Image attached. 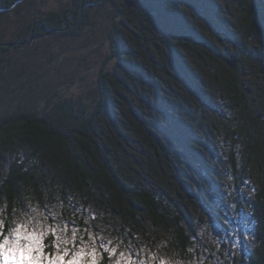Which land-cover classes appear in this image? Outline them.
I'll use <instances>...</instances> for the list:
<instances>
[{"label": "trees", "instance_id": "1", "mask_svg": "<svg viewBox=\"0 0 264 264\" xmlns=\"http://www.w3.org/2000/svg\"><path fill=\"white\" fill-rule=\"evenodd\" d=\"M24 1L0 0V14ZM190 2L143 0L139 21L151 19L157 41L128 31L143 54L140 65L132 48L113 41L119 61L113 72L104 70L108 62L102 67L96 92L61 98L33 89L38 83L25 78L16 89L20 96L1 102L3 216L11 220L13 210L18 215L29 204L46 207L55 214L49 223H68L69 233L76 227L81 235L87 228L120 251L131 245L141 260L155 257L149 264H225L231 248L223 234L234 226L245 252L239 264H264V103L254 112L256 125L240 121L252 101L242 85L243 61L234 70L213 52L219 4ZM94 3L73 0L70 13H48L13 43L76 34ZM238 3L242 27L222 30L220 38H233L237 47L245 42L254 69L264 71V0ZM208 54L226 79L207 65L194 67ZM208 110L219 119L205 127ZM203 224L211 228L204 232ZM99 264H109L106 253Z\"/></svg>", "mask_w": 264, "mask_h": 264}, {"label": "rangeland", "instance_id": "2", "mask_svg": "<svg viewBox=\"0 0 264 264\" xmlns=\"http://www.w3.org/2000/svg\"><path fill=\"white\" fill-rule=\"evenodd\" d=\"M82 1L79 0L81 3ZM186 1L190 2V0ZM214 1L219 4L217 15L222 18L218 22L219 28L216 29L218 36L222 35L220 34L222 30L225 32L231 31L235 26L242 27L244 13L242 8L240 9L238 0ZM127 4L126 0H95L94 4L87 6L84 10L85 25L78 33L71 35H37L32 42L22 44L19 41L17 45L13 41L18 37H22L25 32H31L33 27L40 21V18L48 13H70L73 7V0H27L15 6L13 10L1 13L0 104L6 98V101H8L10 97L19 95L16 89L20 87L25 78L32 81L35 79L38 83L37 86L33 85V82L31 83L33 89L44 91L46 95H53L56 91L60 93L61 98H73L80 94L85 96L96 92L95 88L102 77V67L108 62L104 70L113 72L119 61L116 56L113 57V41H116L117 44L122 43L127 48H132L133 52H136V63L140 65V58L143 57V54L137 47L135 36L131 37L128 31L137 33V35L139 33L144 34L148 43L151 40L157 41V36L151 34L152 30L149 27V20L151 19L143 16V21H139V14L141 18L142 14L137 8L141 3L132 8ZM179 5L182 6V0H179ZM260 6L264 7L263 4H260ZM183 7L189 17L194 19L191 22H196L195 16L187 10V5L185 4ZM245 18L248 17L246 16ZM35 32H37V29H35ZM39 32L41 33V31ZM220 36L218 38L214 35L209 39L216 44L215 51H213L214 48H211V51H219L222 54V59L223 57L231 59L232 56H235L238 59L236 70L240 67V60H242L245 68L242 79V85L245 86L244 90L249 96H252V101L256 102L259 99L257 106H254L251 101L247 113L244 116L239 115L240 121L245 122V125L251 128L252 123L256 125L253 120L254 112L260 110L264 103V71L254 69L253 66L256 63L253 62V59H250L246 51L247 47L243 45L246 44L245 42H242L237 47L233 38L229 42L227 41L229 36H227V39L225 37L221 39ZM249 50L251 49L249 48ZM239 53H241L240 57L238 56ZM196 56H198V53H196ZM204 57H206V60L203 58V60L198 61V66L195 64L194 67L198 70L201 64L207 65V68L209 67L213 71L220 73L225 77L222 76V79H226V73L216 65L215 61L211 60L212 54L204 55ZM222 61L225 62L224 60ZM142 65L144 66V63ZM249 87L255 89L253 95ZM13 90H15V93ZM216 100L223 103L221 99ZM225 107L228 115L226 120L231 124L234 117L231 115L227 105ZM204 115L206 119H203L202 122L206 125L205 127L211 122L218 123L219 117L217 114H212L208 110ZM198 119L200 121V117ZM199 134L202 136V131ZM248 185L251 190L254 189V183L249 182ZM243 213H245L244 210ZM248 226L249 223H244L245 231H247ZM204 228V232H207L208 228L211 227L203 224ZM223 237L231 248L230 256L224 261L225 264H239V259L240 257L242 258L245 252H243V246L237 238L236 228L232 226V231L228 235L224 233ZM244 237L246 242L250 241V235L244 233Z\"/></svg>", "mask_w": 264, "mask_h": 264}, {"label": "snow or ice", "instance_id": "3", "mask_svg": "<svg viewBox=\"0 0 264 264\" xmlns=\"http://www.w3.org/2000/svg\"><path fill=\"white\" fill-rule=\"evenodd\" d=\"M50 215L55 214L31 204L18 215L13 210L11 220L0 212V264H99L105 253L109 264H149L155 259L148 256L141 260L140 252H134L131 245L126 246L127 251L110 247L111 240L105 243L87 228L83 235L76 227L69 233L68 223H49Z\"/></svg>", "mask_w": 264, "mask_h": 264}, {"label": "water", "instance_id": "4", "mask_svg": "<svg viewBox=\"0 0 264 264\" xmlns=\"http://www.w3.org/2000/svg\"><path fill=\"white\" fill-rule=\"evenodd\" d=\"M127 1V5L129 6V7H135V6H137L138 4H140L141 3V1H143V0H126ZM223 60L232 68V69H234V70H236L237 69V66H238V59L235 57V56H232V58L231 59H227V58H225V57H223ZM247 90V89H246Z\"/></svg>", "mask_w": 264, "mask_h": 264}, {"label": "bare ground", "instance_id": "5", "mask_svg": "<svg viewBox=\"0 0 264 264\" xmlns=\"http://www.w3.org/2000/svg\"><path fill=\"white\" fill-rule=\"evenodd\" d=\"M235 42V41H234Z\"/></svg>", "mask_w": 264, "mask_h": 264}]
</instances>
